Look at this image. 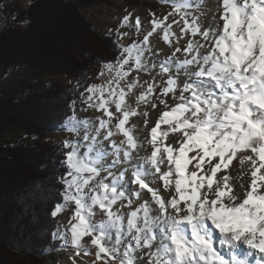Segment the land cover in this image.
Wrapping results in <instances>:
<instances>
[{
	"label": "snow or ice",
	"instance_id": "snow-or-ice-1",
	"mask_svg": "<svg viewBox=\"0 0 264 264\" xmlns=\"http://www.w3.org/2000/svg\"><path fill=\"white\" fill-rule=\"evenodd\" d=\"M167 2L142 40L116 30L119 54L79 93L96 115L73 100L61 120L49 214L72 213L51 242L71 264H264V0H217L210 18L204 0ZM131 16L119 27L139 34Z\"/></svg>",
	"mask_w": 264,
	"mask_h": 264
},
{
	"label": "trees",
	"instance_id": "trees-1",
	"mask_svg": "<svg viewBox=\"0 0 264 264\" xmlns=\"http://www.w3.org/2000/svg\"><path fill=\"white\" fill-rule=\"evenodd\" d=\"M29 1L22 9L18 0H0V264L58 263L51 232L60 218L49 212L62 202L65 150L46 137L63 132L69 104L97 81L100 62L119 54L115 33L83 16L108 0ZM16 72L25 75L7 81ZM46 75L68 77L70 85H46Z\"/></svg>",
	"mask_w": 264,
	"mask_h": 264
},
{
	"label": "rangeland",
	"instance_id": "rangeland-1",
	"mask_svg": "<svg viewBox=\"0 0 264 264\" xmlns=\"http://www.w3.org/2000/svg\"><path fill=\"white\" fill-rule=\"evenodd\" d=\"M19 8L27 9L29 8L30 1L29 0H18ZM172 11V6L167 0H108L107 4L99 5L96 8H86L83 10V16L89 20L92 25L102 32L103 34L115 33L119 28L120 32H127L129 35L123 38V43L125 45L131 44L134 40H142L143 36L151 30L150 21L153 18L151 13H155L156 17L163 18V16L167 15ZM129 13L131 16V23H135V18L139 17L141 20V29L140 33L137 34L134 27H123L120 28V21L124 16H127ZM174 17H169V23H171ZM178 18V17H176ZM173 29L178 31L176 25H173ZM111 30V31H110ZM117 39V37H116ZM150 42L154 45L156 49H162L161 58H164L165 54H170V49L156 34H153L150 37ZM179 55V54H177ZM25 72H16L11 77L7 78V81L14 82L17 78L24 76ZM144 79H149L148 76H144ZM159 79V78H158ZM55 81L62 82L65 85H70V79L65 76H61L59 78L53 79L50 76H45L43 83L49 85ZM95 83H100V80H97ZM86 108V105L83 104L81 100L76 102V113L78 117L85 118L89 116H94L96 113L93 110L89 109L87 111H81V109ZM162 109L163 106H160ZM157 111V110H152ZM18 135V133L14 132L9 135L12 136ZM83 133H81L82 135ZM69 137V133L67 131H63L57 134H48L46 139L59 147L61 150L63 148V141ZM83 151V150H82ZM236 168H239V164L237 161H233ZM72 207L70 206L65 212L59 215V225L65 226L67 225L68 219L71 216ZM72 253V249L68 248L66 250H59V253L56 255L57 262L55 264H64L67 256ZM48 253H45L43 256H47ZM44 262L46 264H54V258H45Z\"/></svg>",
	"mask_w": 264,
	"mask_h": 264
},
{
	"label": "bare ground",
	"instance_id": "bare-ground-1",
	"mask_svg": "<svg viewBox=\"0 0 264 264\" xmlns=\"http://www.w3.org/2000/svg\"><path fill=\"white\" fill-rule=\"evenodd\" d=\"M216 3H217V0H204L205 7L207 9L211 10V11H208L206 13V15L209 18L211 17L212 12L215 11ZM158 116H159L158 111H152V110L149 111V116H148L149 127L154 125L155 120L158 119ZM138 119H140V118H133L132 122L133 123H137ZM142 130H143V135H141V131ZM146 134H147V131L144 129V124H143L142 119H141L140 123H139V126H138V129H137V135H139L140 138L143 139L144 135H146ZM115 139H119V137H115ZM141 154H143V153H141ZM69 256H70V254H69ZM69 256H67V259L65 260L64 264H71V260L69 259ZM85 259H87V257ZM77 261H78V264H79V258H77ZM145 264H146V262H145Z\"/></svg>",
	"mask_w": 264,
	"mask_h": 264
}]
</instances>
